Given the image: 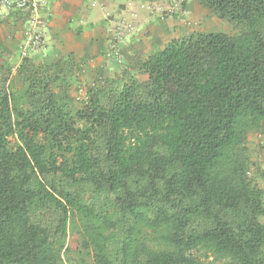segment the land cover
Here are the masks:
<instances>
[{
	"label": "trees",
	"instance_id": "1",
	"mask_svg": "<svg viewBox=\"0 0 264 264\" xmlns=\"http://www.w3.org/2000/svg\"><path fill=\"white\" fill-rule=\"evenodd\" d=\"M200 4L238 33L134 55L80 107L73 54L0 67V264H264L247 157L264 132V0Z\"/></svg>",
	"mask_w": 264,
	"mask_h": 264
},
{
	"label": "crops",
	"instance_id": "2",
	"mask_svg": "<svg viewBox=\"0 0 264 264\" xmlns=\"http://www.w3.org/2000/svg\"><path fill=\"white\" fill-rule=\"evenodd\" d=\"M176 3L184 7L182 15L176 16V10L170 12ZM153 8H162L163 12ZM210 17L200 0H45L40 11L44 47L27 49L25 33L31 23L29 16L18 13L0 16L1 20L11 18L16 26L5 29L0 40L23 50L22 56L27 55L36 63L73 54L82 64L83 73L112 72L128 65L134 55L146 58L164 49L173 40L187 35H183L185 25L203 24ZM122 22L130 24L133 30L123 32L117 58L112 45ZM247 143L259 149L262 154L259 166L264 171V132L252 133ZM260 187L264 188V182Z\"/></svg>",
	"mask_w": 264,
	"mask_h": 264
},
{
	"label": "rangeland",
	"instance_id": "3",
	"mask_svg": "<svg viewBox=\"0 0 264 264\" xmlns=\"http://www.w3.org/2000/svg\"><path fill=\"white\" fill-rule=\"evenodd\" d=\"M177 15L179 16L182 14L176 13V16ZM10 19L7 20L0 19V35L5 34L4 33L5 29H9L10 27H14V28L16 27L15 25L12 24ZM185 30L186 31L183 32V35L184 34L187 35L184 36H188V34L190 35L193 32H201V33L221 32L228 35H236L238 33V30L232 27V25H230L225 21L219 20L213 14H211V17L209 19L204 20L203 24L200 23L198 25L197 24L185 25ZM22 52L23 50L16 49L13 45L0 40V67L10 68L15 73L23 57H27V55L22 56ZM132 68H133L132 65H126L124 67H117L112 72L96 70L95 72H91V73L88 72V73H82L80 75H76V78L73 79V84L69 91V95L75 100V106L80 107L81 104L80 102L84 101V99L86 98V90L92 87L94 83L101 78V76H103L106 79H117L123 74L125 70H128L129 72L134 74L135 72L133 71ZM247 149H248L247 157L249 163V176L253 180V183L260 187V183L264 182V178H262V176L259 174L257 168L260 167L259 165H261L262 154L260 155L258 148H253L251 145L249 146L248 143H247ZM67 245L71 250H78L81 246L79 237L71 234L67 240Z\"/></svg>",
	"mask_w": 264,
	"mask_h": 264
},
{
	"label": "built area",
	"instance_id": "4",
	"mask_svg": "<svg viewBox=\"0 0 264 264\" xmlns=\"http://www.w3.org/2000/svg\"><path fill=\"white\" fill-rule=\"evenodd\" d=\"M45 4V0H0V16L9 14H23L29 16L31 23L30 28L26 31L25 36L27 40V49L29 48H42L45 46V38L40 30V11ZM150 10L151 7L149 6ZM154 11H162V8H153ZM170 12L176 10V12L183 14L184 7L182 4H174L170 8ZM175 13V12H174ZM133 27L130 24L122 22L121 26H118L115 33V39L112 45L114 55L120 57V44L123 41V32L132 31Z\"/></svg>",
	"mask_w": 264,
	"mask_h": 264
}]
</instances>
